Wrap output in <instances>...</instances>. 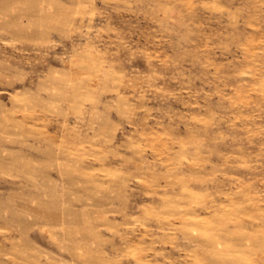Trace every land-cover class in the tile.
<instances>
[{
    "label": "clouds",
    "instance_id": "9594fccd",
    "mask_svg": "<svg viewBox=\"0 0 264 264\" xmlns=\"http://www.w3.org/2000/svg\"><path fill=\"white\" fill-rule=\"evenodd\" d=\"M0 264H264V0H0Z\"/></svg>",
    "mask_w": 264,
    "mask_h": 264
}]
</instances>
